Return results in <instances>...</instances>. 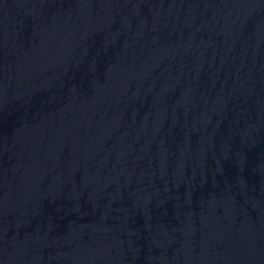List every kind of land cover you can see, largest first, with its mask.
I'll use <instances>...</instances> for the list:
<instances>
[{"label":"water","instance_id":"water-1","mask_svg":"<svg viewBox=\"0 0 264 264\" xmlns=\"http://www.w3.org/2000/svg\"><path fill=\"white\" fill-rule=\"evenodd\" d=\"M0 264H264V0H0Z\"/></svg>","mask_w":264,"mask_h":264}]
</instances>
